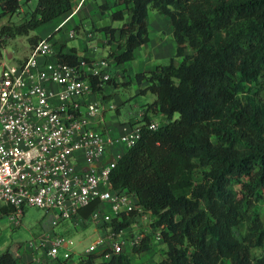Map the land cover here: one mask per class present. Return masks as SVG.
I'll list each match as a JSON object with an SVG mask.
<instances>
[{
    "label": "trees",
    "instance_id": "16d2710c",
    "mask_svg": "<svg viewBox=\"0 0 264 264\" xmlns=\"http://www.w3.org/2000/svg\"><path fill=\"white\" fill-rule=\"evenodd\" d=\"M19 1L0 0V16L10 21L0 25V55L6 37L63 16L76 0H37L16 23L10 16ZM119 2L128 19L98 27L107 43L116 42L111 55L117 62L133 59L135 48L147 42L149 7L169 17L174 54L181 58L135 74L138 81L146 79L155 97L142 103L135 121L140 134L111 169V187L133 194L137 204L151 210L153 230L163 224L164 257L155 264H264V0ZM111 17L122 19L123 7ZM56 55L70 63L80 57L73 49ZM91 82L94 91L102 90L95 78ZM151 113L167 120L150 128ZM96 206L93 201L80 214L87 216ZM136 220L132 210L111 224L129 226ZM149 238L131 250L148 249ZM0 264H17V257L7 248ZM45 264L136 263L122 250L107 259L89 252L75 262L57 256Z\"/></svg>",
    "mask_w": 264,
    "mask_h": 264
},
{
    "label": "built area",
    "instance_id": "2783aa9c",
    "mask_svg": "<svg viewBox=\"0 0 264 264\" xmlns=\"http://www.w3.org/2000/svg\"><path fill=\"white\" fill-rule=\"evenodd\" d=\"M74 34L70 29L69 36ZM55 52L50 38L42 37L19 61L0 57V219L18 225L25 205L51 211V229L25 242L30 264H45L57 256L71 258L74 252L78 257L98 252L107 259L126 245L139 244L147 234L149 242L162 241L163 224L153 230L151 210L137 204L133 194L110 185L111 169L121 154L107 157V148L117 142L132 145L140 123H123L115 137L101 129L103 112L114 104L89 95L94 92L91 78L102 85L110 77L108 59L94 55H82L76 63L49 59ZM160 123L152 117L148 127ZM93 201L97 206L81 215L80 209ZM132 210L145 226L128 235L130 225L116 227L111 222ZM84 220L96 233L79 251L70 234L52 228Z\"/></svg>",
    "mask_w": 264,
    "mask_h": 264
},
{
    "label": "rangeland",
    "instance_id": "374dc122",
    "mask_svg": "<svg viewBox=\"0 0 264 264\" xmlns=\"http://www.w3.org/2000/svg\"><path fill=\"white\" fill-rule=\"evenodd\" d=\"M114 1L118 3L115 4ZM19 2V9L10 16L11 21L16 23L21 22L29 15L30 11L35 7L37 0H20ZM101 3H106L108 6L102 7ZM84 6L64 25L61 23L55 27L58 21L62 19V17H56L30 29L28 33L6 37L3 53L10 52L11 56L5 57L4 55L3 58L7 62L13 63L25 57L32 46L29 37L33 35L49 36L52 33L50 40L54 45L56 40H61L67 47L75 46L79 48L82 43H86L89 47H96L94 51L95 56L106 57L109 61L108 71L110 73V80L103 82L101 91H96L99 99H105L107 102L114 104V108L106 109L103 112L104 114L106 113V118L123 122L141 116V111L143 110L142 103L153 100L155 95L146 87V79L138 81L135 78V74L139 71L147 72L152 70L156 64L166 63L169 60L177 63L181 58L174 54L175 41L169 17L159 13L155 8L149 7L147 15V42L135 49L133 59L117 62L111 55V51L117 49L116 42L107 43L104 40V30H100L98 27L105 24L120 26L128 19L129 11L125 9L124 3L119 2V0H86ZM118 7H123L124 17L122 19H113L111 12ZM8 17L7 15L0 16V25L9 23ZM59 26L61 28L58 29ZM70 29L75 30L74 36H69ZM88 29L92 32V36L86 38V30ZM187 51L189 50L187 49ZM151 114L153 118H156L160 122L167 120L166 117L159 113ZM176 116H178V112H175L173 115V117ZM258 209L261 212L263 211L262 202L258 203ZM50 217L51 211H46L44 208L36 205L24 206L18 225H11L5 217H2L0 219V253L9 248L17 257V264H30L29 251L24 250L25 242L46 229H51ZM63 224L65 223H58L52 228L56 231H63ZM69 224L72 226L69 234L75 240L76 250H80V248H83L94 238L96 232L94 233V225L91 222L84 220L76 224V226H73L71 223ZM143 226L145 224L136 220L128 227V235L140 231ZM149 243L150 247L140 252H133L130 245H126L124 250L130 253L132 261L136 264H155V262L164 257L165 243L161 240ZM77 258L78 254L74 252L71 260L75 262Z\"/></svg>",
    "mask_w": 264,
    "mask_h": 264
},
{
    "label": "crops",
    "instance_id": "0c3cea01",
    "mask_svg": "<svg viewBox=\"0 0 264 264\" xmlns=\"http://www.w3.org/2000/svg\"><path fill=\"white\" fill-rule=\"evenodd\" d=\"M82 4V5H81ZM84 4H85V2H83V3H80L79 2V0H76L75 2H74V4H73V6H72V9L68 12V13H66V14H64L63 16H61L62 17V19L61 20H59L58 21V23L55 25V27H57L58 26V24H61V23H63V25L64 24H66L67 22H68V20L70 19V18H72V16L73 15H75L76 14V12H78L79 10H81L82 8H84L85 6H84ZM81 5V6H80ZM60 17V18H61ZM59 28H61V26H59L58 27V29ZM90 29H88V30H86V38H89V36L91 37L92 36V32L91 31H89ZM50 35L52 36V33H50ZM40 36H42V35H40ZM45 37L46 36H48V35H44ZM44 36H42V37H44ZM50 36V37H51ZM105 41H106V38L104 39ZM55 43V49H56V52H55V54L54 55H51L50 57H49V59H51V60H55L56 58H57V55H56V53L57 52H59V51H62V52H71L72 51V49H73V52H75L77 55H79V56H82V55H88V56H90V55H94L95 56V54H94V47H89L86 43H82L81 44V47H75V46H72V47H67L66 45H65V43L63 42V41H61V40H56V42H54ZM142 45V44H141ZM140 46V45H139ZM139 46H137V47H139ZM136 47V48H137ZM96 48V47H95ZM135 48V49H136ZM3 49H4V47L3 48H1V55H0V57H4V55H5V57H10L11 56V53L10 52H7V53H3ZM134 52H135V50H134ZM134 56H135V54H134ZM4 59V58H3ZM101 86H103V84L101 85ZM89 97L90 98H92V99H96V98H99L98 97V95L96 94V91H94V92H92L90 95H89ZM118 110V109H117ZM140 117V116H139ZM139 117H136V118H131L130 120H128L129 122H135V121H137V119H139ZM153 117V116H152ZM127 121H123V122H118V121H115V120H111V119H107L106 118V113L103 115V118H102V120H101V122L99 123V125H100V127H101V129L105 132V133H108L109 135H111V136H113V137H115V136H117V135H119V133L121 132V125L123 124V123H126ZM128 122V123H129ZM127 148V146H125V144H123L122 142H117V143H115L114 145H111V146H109L108 148H107V151H106V156L107 157H111V156H113V155H115V154H117V153H120V154H122V152L125 150ZM77 156L78 157H80V159H82L83 157V155H82V153H81V151H77ZM72 228V226L69 224V223H65V224H63V231L65 232V233H68L69 234V232H70V230H72L71 229ZM59 231H62V230H59ZM96 232V230L94 231V233ZM85 247V246H84ZM83 247V248H84ZM83 248H80V250L81 249H83ZM79 251V250H78Z\"/></svg>",
    "mask_w": 264,
    "mask_h": 264
}]
</instances>
